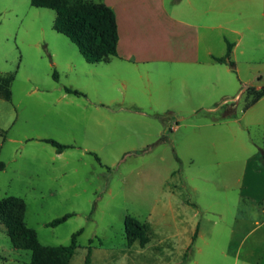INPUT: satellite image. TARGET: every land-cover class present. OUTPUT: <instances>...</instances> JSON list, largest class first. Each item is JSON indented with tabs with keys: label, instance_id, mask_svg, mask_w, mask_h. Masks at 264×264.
Instances as JSON below:
<instances>
[{
	"label": "rangeland",
	"instance_id": "1",
	"mask_svg": "<svg viewBox=\"0 0 264 264\" xmlns=\"http://www.w3.org/2000/svg\"><path fill=\"white\" fill-rule=\"evenodd\" d=\"M240 1L243 41L235 61L248 87L232 101L239 107L250 101L248 90L264 89L253 87L264 86V0ZM54 19V10L29 0H0V76L13 78L9 100L0 98V199L24 201V222L42 245H68L81 230L69 264H84L88 246L89 264H180L185 253L184 264H264V216L239 213L234 181L225 180L221 163L229 154L219 153L221 130L204 125L207 111L173 110L178 129L168 132L170 141L142 154L162 133L151 114L167 108L143 95L140 107L131 104L138 85L119 73L117 61L86 63L52 29ZM150 83L153 91L154 76ZM215 107L210 119L219 118ZM249 135L260 144L258 128ZM43 138L70 147L57 154ZM67 213L73 216L46 226ZM125 221L146 226L143 247L137 240L127 246ZM29 260L30 252L14 249L0 223V264Z\"/></svg>",
	"mask_w": 264,
	"mask_h": 264
},
{
	"label": "crops",
	"instance_id": "2",
	"mask_svg": "<svg viewBox=\"0 0 264 264\" xmlns=\"http://www.w3.org/2000/svg\"><path fill=\"white\" fill-rule=\"evenodd\" d=\"M96 1L109 7L115 18L116 56L105 62L117 61L119 73L128 74L138 85V95L130 103L140 107L137 98L143 95L172 112L195 114L205 109L204 125L217 126L222 132L218 150L229 154L221 163L228 170L225 180L234 181L239 213L264 216V166L256 164L257 149L249 135L250 129L258 128L264 145V95L246 110L238 106L239 100L232 103L247 86L235 61L236 54L242 53L240 22L245 6L238 0ZM226 42L232 44L229 59L233 69L212 59L225 54ZM121 76L125 88L127 81ZM183 105L189 109H179ZM215 106L220 108L219 116L233 109L234 116L213 121L206 115L217 111ZM177 129L178 124L173 125L171 132ZM210 144L214 147L215 142ZM226 181L222 182L225 189Z\"/></svg>",
	"mask_w": 264,
	"mask_h": 264
},
{
	"label": "trees",
	"instance_id": "3",
	"mask_svg": "<svg viewBox=\"0 0 264 264\" xmlns=\"http://www.w3.org/2000/svg\"><path fill=\"white\" fill-rule=\"evenodd\" d=\"M29 4L36 8H46L55 11V19L52 29L66 36L78 49L84 61L88 64H97L102 61H107L109 57L116 56L117 32L113 11L106 5H94L81 0H29ZM96 20L97 23H92L90 17ZM232 44L226 42V52L222 57H212L217 63L227 64L233 69L234 64L229 59ZM55 77V76H54ZM12 76H0V98L9 100L10 98V83ZM67 93L80 95L76 90L66 88ZM264 95V89L254 92L248 90L246 99L250 97L249 102H245L243 110L252 106L260 97ZM174 113L167 111L166 114H151V118L155 119L162 125V133L151 143L145 145L140 152L148 154L158 146L168 143V132L172 131V126L177 125V120L174 118ZM234 116V109L225 111L219 118L212 119L217 121L223 118ZM40 142L46 143L54 148L57 154H60L70 146L60 144L52 139H40ZM256 146V164L264 166V145L253 142ZM174 159L178 164L181 163L180 158L176 155L175 150H172ZM95 159L98 158L94 155ZM4 165L0 162V170ZM25 203L21 198L7 196L0 199V223L5 227L7 237L16 250H26L30 252V260L28 264H69L75 249L76 237L81 233V230L74 232L70 236L68 245L65 246H45L42 245L35 232L27 227L24 222ZM73 214L67 213L59 218H55L46 226L55 227L70 217ZM125 236L127 246H131L136 240L138 245L143 247L148 238L145 235L146 226L137 222L125 221ZM134 228L140 230L137 234ZM197 226L191 236V242L196 237ZM91 243V240H89ZM189 249V246L188 248ZM91 247L86 249L84 264L90 263ZM186 253L183 255L182 262L186 261Z\"/></svg>",
	"mask_w": 264,
	"mask_h": 264
}]
</instances>
